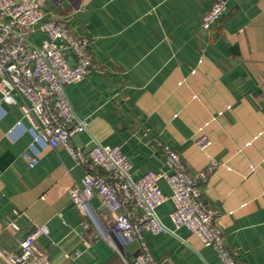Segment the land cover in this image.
Returning a JSON list of instances; mask_svg holds the SVG:
<instances>
[{"label": "crops", "instance_id": "1", "mask_svg": "<svg viewBox=\"0 0 264 264\" xmlns=\"http://www.w3.org/2000/svg\"><path fill=\"white\" fill-rule=\"evenodd\" d=\"M215 1L46 0L45 12L89 36L105 70L65 87L74 114L86 121L71 144L84 152L97 143L118 146L136 177L166 169L156 141L176 150L191 173L217 160L202 197L238 259L264 264V0H226L218 21L203 31L201 18ZM42 38L35 30L29 41ZM21 103L0 96V251L16 250L45 225L49 234H36V246L52 264H131L136 242L102 237L93 225L79 234L82 216L69 191L81 183L82 169L62 147H44L33 168L21 160L32 142ZM201 135L211 141L205 151L195 143ZM159 186L170 194L164 180ZM91 205L109 224L99 196ZM172 209L171 200L156 209L170 231L145 234L153 257L221 264L197 236L174 228Z\"/></svg>", "mask_w": 264, "mask_h": 264}, {"label": "built area", "instance_id": "2", "mask_svg": "<svg viewBox=\"0 0 264 264\" xmlns=\"http://www.w3.org/2000/svg\"><path fill=\"white\" fill-rule=\"evenodd\" d=\"M45 6L46 0H0V96L7 104L21 100L22 117L32 134L21 160L33 168L44 147H62L82 169L81 183L69 191L82 216L79 234L93 225L102 237L111 240L116 234L125 243L136 242L137 253L131 256V264H173L171 260L157 261L145 239L146 233L170 231L156 213L166 200L173 204L168 218L174 228L185 227L197 236L213 249L221 264H244L227 247L217 213L202 197V187L220 165L217 160L191 173L176 150L156 141L166 169L136 177L129 158L118 146L97 143L84 152L71 144L73 135L86 130V121L74 114L65 87L92 72L105 70L92 54V39L73 33L63 18L46 17ZM225 8L226 0L213 2L201 18L202 30L209 31ZM35 30L43 35L38 45L29 41ZM260 101L264 111V92ZM21 125L22 121L16 124ZM195 143L205 151L211 141L201 135ZM160 180L168 185L169 195L162 192ZM95 196H99L101 214L109 224L91 205ZM12 213L19 214L17 210ZM7 225L19 230L14 220ZM36 234L48 235L49 229L38 226L34 233L19 240L16 250H2L0 257L8 264H52L48 254L38 251Z\"/></svg>", "mask_w": 264, "mask_h": 264}, {"label": "water", "instance_id": "3", "mask_svg": "<svg viewBox=\"0 0 264 264\" xmlns=\"http://www.w3.org/2000/svg\"><path fill=\"white\" fill-rule=\"evenodd\" d=\"M0 263H2V264H8V263L5 262L1 257H0Z\"/></svg>", "mask_w": 264, "mask_h": 264}]
</instances>
